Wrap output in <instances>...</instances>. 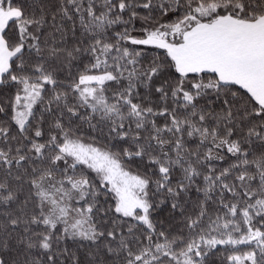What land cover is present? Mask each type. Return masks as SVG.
<instances>
[{
	"label": "snow or ice",
	"instance_id": "6c2138e0",
	"mask_svg": "<svg viewBox=\"0 0 264 264\" xmlns=\"http://www.w3.org/2000/svg\"><path fill=\"white\" fill-rule=\"evenodd\" d=\"M0 264H264V0H0Z\"/></svg>",
	"mask_w": 264,
	"mask_h": 264
}]
</instances>
